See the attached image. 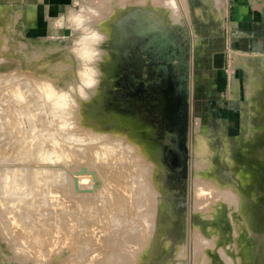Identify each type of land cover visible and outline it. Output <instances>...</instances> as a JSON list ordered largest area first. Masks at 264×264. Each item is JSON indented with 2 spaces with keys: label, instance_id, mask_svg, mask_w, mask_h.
Listing matches in <instances>:
<instances>
[{
  "label": "rangeland",
  "instance_id": "rangeland-1",
  "mask_svg": "<svg viewBox=\"0 0 264 264\" xmlns=\"http://www.w3.org/2000/svg\"><path fill=\"white\" fill-rule=\"evenodd\" d=\"M45 1L0 0V264H77L68 229L97 224L94 196L107 173L140 197L158 193L139 264H196L198 239L199 249L215 247H202L200 264H225L224 253L233 264H264V0ZM80 8L105 36L87 99L76 90L81 32L54 27ZM107 143H122L123 159L95 152L88 166L67 156L70 146ZM72 179L87 193L73 194ZM74 197L78 207L58 202ZM223 208L231 221L221 241Z\"/></svg>",
  "mask_w": 264,
  "mask_h": 264
},
{
  "label": "bare ground",
  "instance_id": "bare-ground-1",
  "mask_svg": "<svg viewBox=\"0 0 264 264\" xmlns=\"http://www.w3.org/2000/svg\"><path fill=\"white\" fill-rule=\"evenodd\" d=\"M144 2H146V1H144ZM167 4L165 3L164 5H167ZM151 5H153V4H151ZM167 7H168V5H167ZM172 8H173V6H172ZM89 9H90V7H89ZM134 10L137 11L138 10L137 7L134 8ZM171 10H173V9H171ZM94 12H95V10H94ZM173 12H172V14H173ZM81 64H83V63H81ZM83 66L85 67L84 64H83ZM130 85H134L133 84V81L132 82L130 81ZM66 92L69 93L70 92L69 89ZM68 93H67V95H69ZM13 96H14V94H13ZM78 96H79V94H78ZM17 97H18V95H17ZM70 97H72V96H70ZM74 98H71V100L72 101H75L76 99L74 100ZM4 99H2V98L0 99V108H3V106H4V103H5ZM14 100H15V96H14ZM71 100H69L71 102V104L74 103ZM16 101H18V99ZM76 101H75V104H76ZM62 104H65V103H61V106L63 107L64 105H62ZM75 104H73V105H75ZM65 105H68L69 106V104H67V103ZM68 106H66V107L68 108ZM73 107L74 106H72V109H74V108L77 109V104H76V107H74V108ZM65 108H64V110L68 111ZM75 109L73 110V112L76 111ZM70 111H71V109H70ZM70 111H69V113H70ZM63 113H65V111H63ZM79 113L81 114V112H79ZM70 114H69L68 118L69 117H72ZM125 115L128 116V114H125ZM76 119L78 120L79 119V116L77 118H75V120ZM80 119H79V121H80ZM10 124H11L10 122H7L6 121V124H5L6 127H4V128H5V130L7 132L10 129L9 126H8ZM76 125H78V123ZM79 125H78V127H79ZM82 126H84V125H82ZM82 126H80L81 129H82ZM78 127H76V128H78ZM4 128H3V130H4ZM80 128H78L79 131L81 130ZM83 128H85V126ZM88 128L87 129L85 128V130H88ZM82 130L84 131V129H82ZM91 130H90V133L93 132L92 134H95L94 131H91ZM81 134H82V136L84 135L83 133H81ZM88 134H89V132H88ZM88 134L87 135L85 134V135L86 136H89ZM92 134H91L90 138L91 137H96V135L98 134V132L96 133L95 136H93ZM113 136H114V138L116 137V135H113ZM101 138H99V139H101ZM96 139H97V137H96ZM108 139H111L112 140L111 136H110V138H107V140ZM105 141H106V139H105ZM106 142H109V140L106 141ZM99 143H101V142H99ZM92 144H95V143H92ZM92 144H91V148H87V150H85L86 149V146L85 147L77 146L75 148H73V147L70 146V148H68L69 149V152L67 153L68 154L67 156H69V158H71L74 161H76V164H79L78 161H80V162H83L85 165L88 164V166L94 165V164H91L89 162V160L90 159L93 160V158H98V157L100 158L101 157V153L106 157V161L107 162H112V161L116 160L115 158H119V156H116V155H120V158L123 159V156L121 155L122 152L120 151V149L118 150V148H116V147H119L122 143H120L119 146L117 144L115 146H112L110 143H107L108 146H109V150H107V151L101 150L100 147H99L100 144L97 145L98 147H95V145L93 146ZM123 145H124V148H125V144H123ZM126 147H127V145H126ZM120 148H121V146H120ZM126 149H128V148H126ZM139 150H141V148H139ZM122 151H123V149H122ZM95 152L98 155V157L95 155ZM201 156H203V155H201ZM137 158H138V160H140L141 156L140 155H137V157L135 159H137ZM108 160H110V161H108ZM203 160H204L203 157H201V160L198 161L199 168L201 167L200 164L204 162ZM136 162H138V161H136ZM141 162H139L140 163V166H145V165H143V163H146V162H143L142 164H141ZM139 163H137V164H139ZM137 166H139V165H137ZM146 166L148 167V165H146ZM84 169L89 170V168H86V167H84ZM142 169L143 168H141V171L143 172L144 169L143 170ZM146 169H145V171H146ZM102 172H100V178H99V183L101 185H102L101 174H104V171H102ZM141 173H139L140 175H138V176H140V178L142 176ZM81 174H82V170H79V171H77V175H74V177L76 178V176H77L79 178V177H81ZM116 174H118V172L115 173V175ZM121 175H123V173L120 174V177H121ZM130 175L133 176L134 174L133 175L130 174ZM135 177H137V176H135ZM131 178H133V177H131ZM38 179H39V177H38ZM38 179H37V181H40ZM135 179L136 178H133L132 181H137L138 180V179L137 180H135ZM150 179H151V176H150ZM142 180H144V178L141 179V180H139V181L141 182ZM79 181H80V179L79 180L72 179V186L74 187V189L72 190L73 191L72 193L73 194H86L87 193L86 190H84V189H76L77 184L79 183ZM138 182H135V183H138ZM143 182L145 183V181H143ZM99 183L98 184H95L94 182H88V183H86L85 189H88V190L97 189V188H99ZM139 183H138V186H139ZM93 184H94V186H93ZM124 185H126V184H124ZM130 185L133 186V184H130ZM201 185L203 186V184H201ZM205 186H207V185H205ZM134 187H132V188L130 187V189H133ZM135 188H137V187H135ZM149 188L150 189H147L146 192L144 194H142V196L140 197V193L138 192L137 195H136V192H135L138 189H135V190H130L129 189L128 190L127 187L123 186L122 183L115 182L114 175L113 176L112 175L109 176V173H107V176L105 177V181L103 182L102 191H100V193L98 195L94 196V197H96V201L93 203V207L97 211V215H96L97 218H98L97 224L96 225H93V224H90L89 221H86L85 222V225H83L81 223H75L72 229H68L67 228L68 231H69V239L68 240L70 241V243L68 244V246L70 248V251L72 253V256L74 257L73 258V260H74L73 262L76 261L77 264H82V262L91 261V259L97 258L98 256H99L98 257V259H99L101 257V255H102V258L100 260H98V262L96 260H94V261H96L97 264H139L140 261H141V255L143 253V250L146 249V247H147V245L149 243L150 237L152 235V234H147L145 232V229H150L151 228V226H152V219H150L151 214H154V212L156 211V207L159 206V203L156 202V201H158V193L154 189H152V187H149ZM205 188H208V186L205 187ZM89 193L91 195V192H89ZM229 193H227V195ZM220 194H222V192H220ZM224 194H222L223 195L222 198L224 197ZM227 195H226V197L228 199L225 197L227 202L226 201H223V203L226 202L225 203L226 205L231 206L233 204V202H235V201H233L234 199H233L232 196H231L232 197L231 198L229 195L228 196ZM74 198L75 199H69V200L59 199L58 202L64 203L68 207H72V206L78 207V202L80 201V199H78L76 197H74ZM138 202H140V203L138 204ZM214 202L212 201V203H214ZM214 205H215V203H214ZM138 206L141 207L140 209L145 210V212L144 211L141 212V210L138 211V209H139ZM227 207H226V209H228ZM234 207H236V206H234ZM164 208H165V205H164ZM226 209L223 208L221 210V212H219L217 214V217H216L217 221L221 224V227H220L221 230L219 229L220 231H222L220 233H222V235H223L221 241L224 240V239H227V237L229 236L228 235V230H226V226H228V222L231 221V217L228 216V211ZM235 209H233V210H235ZM100 216H101V218H100ZM146 219H147L148 222H142V221H144ZM143 224L144 225L146 224V227L147 228H144L143 227L144 226ZM143 232H145V233H143ZM194 237L195 238L197 237V239H198L199 236L195 235V236H193V239H195ZM194 241H192V242H194ZM195 243H196V241H195ZM197 243H198L197 245H199V239H198ZM203 243H204V241H203ZM205 244H206V242H205ZM205 244L204 245L202 244L201 247H200V249H199V246H197L195 244L198 247L197 248L195 246V251H194V254H195L194 257H195V260L197 261L196 264H200L201 262H203L205 260L204 258L201 257L202 256V253H205V252H200L201 249H203L202 247L205 246V248H207V247H211L212 248L213 247L212 245H214V244H212L210 246V244L207 245L208 243L206 245ZM213 248H215V247H213ZM210 251H212V249ZM224 254L223 255H220L219 254V256H222V259H223V257L225 258V259H223L224 261H226L225 264H233L231 262V260H228L227 259V257H226L227 255L225 256ZM43 255H45V254L42 253V256ZM102 259L104 260V262L102 261ZM207 259H208V257H207ZM209 261H210V259H209ZM210 262H208V263H210Z\"/></svg>",
  "mask_w": 264,
  "mask_h": 264
},
{
  "label": "clouds",
  "instance_id": "clouds-1",
  "mask_svg": "<svg viewBox=\"0 0 264 264\" xmlns=\"http://www.w3.org/2000/svg\"><path fill=\"white\" fill-rule=\"evenodd\" d=\"M87 21L88 17L84 15V10L80 8L77 11H69L67 16H60L54 24L57 29L63 28L67 24L72 29L81 32V38L77 42V51L85 67L81 73V81L77 92L82 99H87L88 91L95 89L99 83V73L89 65L100 59L102 53L99 45L105 40V36L101 32L87 27Z\"/></svg>",
  "mask_w": 264,
  "mask_h": 264
},
{
  "label": "crops",
  "instance_id": "crops-1",
  "mask_svg": "<svg viewBox=\"0 0 264 264\" xmlns=\"http://www.w3.org/2000/svg\"><path fill=\"white\" fill-rule=\"evenodd\" d=\"M79 0H46L48 3H69V2H77Z\"/></svg>",
  "mask_w": 264,
  "mask_h": 264
}]
</instances>
